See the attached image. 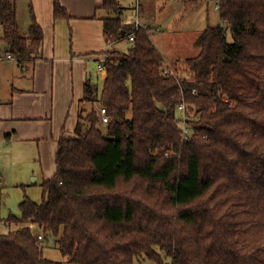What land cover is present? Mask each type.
Returning <instances> with one entry per match:
<instances>
[{
  "label": "trees",
  "instance_id": "obj_1",
  "mask_svg": "<svg viewBox=\"0 0 264 264\" xmlns=\"http://www.w3.org/2000/svg\"><path fill=\"white\" fill-rule=\"evenodd\" d=\"M217 2L223 26L197 37L186 79L163 75L150 28L111 17L121 6L103 0L105 43L134 40L104 53L100 92L85 80V106L73 137L58 140L42 201L25 197L4 220L15 229L0 233V264H59L29 224L73 264H161L155 247L171 264H264V0ZM53 15L69 18L57 1ZM0 23L14 61L40 58L42 30L32 18L19 34L15 0H0ZM94 102L107 124L94 107L84 116Z\"/></svg>",
  "mask_w": 264,
  "mask_h": 264
},
{
  "label": "crops",
  "instance_id": "obj_2",
  "mask_svg": "<svg viewBox=\"0 0 264 264\" xmlns=\"http://www.w3.org/2000/svg\"><path fill=\"white\" fill-rule=\"evenodd\" d=\"M55 1L65 9L68 19H54ZM172 1L177 2L176 5L171 3L169 8L176 11L172 14L173 19L205 7V1L206 11H209L208 0H198V4L190 10H186L185 5L190 0H164L162 6L155 4L157 0H145L146 14L139 19L142 26L152 28L153 23L157 25L164 20L159 16ZM215 1L214 9L218 10V2ZM19 2L21 18L17 9ZM102 4L103 0H15L18 30L21 19L28 34L34 18L43 34L40 58L20 64L5 58L10 48L2 38L0 23V188L9 179L13 181L10 176L13 166L19 167L16 175L22 189L25 177L35 176V180L42 178L43 182L55 175L58 140L62 136L73 137L78 114L85 106L82 103L84 83L87 78L92 80L88 70L93 63L98 67L105 58L104 53L113 48V45L109 47L105 43L103 37L102 19L108 15L98 9ZM159 29L156 26V31ZM150 39L157 48L151 35ZM174 44L169 43L166 55L157 48L169 69H172V63L188 59L174 54ZM101 77L104 79L105 74ZM73 103L74 122L70 129H66L64 116ZM32 148L36 150L40 163L39 172H29L26 167L25 159H28Z\"/></svg>",
  "mask_w": 264,
  "mask_h": 264
},
{
  "label": "rangeland",
  "instance_id": "obj_3",
  "mask_svg": "<svg viewBox=\"0 0 264 264\" xmlns=\"http://www.w3.org/2000/svg\"><path fill=\"white\" fill-rule=\"evenodd\" d=\"M119 5L121 6V14L115 13H108L111 17H119L124 23H131V21L135 19V8L137 0H117ZM140 5L142 6L139 9L138 18L140 19L143 14H146L147 6L145 4V0H138ZM209 2V11H206V1L201 9L192 11L189 15L186 16H179L176 19L172 18V14H175V10H171L170 4L176 5L177 2L172 1L167 4V9L164 13H162L159 17L165 18L164 20L160 21L156 24H152V28H150L149 34L153 37L154 42L156 43L157 48L161 51L162 54L166 55L168 53L167 49H169V43L173 42L176 43L173 45L174 54L178 57L183 58H193L197 55L198 49L194 47V42L197 37L201 34V32L207 27H216V26H223V23L219 19L218 10H215V0H208ZM20 3L17 6L19 12V18H21L22 8ZM161 3H164V0H157L155 4L158 6H162ZM158 15V13H155ZM153 15V14H152ZM20 28L19 34L21 36H27L26 30L23 28V23L21 19L19 20ZM156 26L159 27V31H156ZM228 40L231 41L230 33L227 34ZM130 46L127 40H122L121 42L113 45L114 50L124 52ZM171 71L174 72L179 78H186L187 79V69L186 64L183 62L172 63ZM175 68V69H174ZM88 75L92 78L94 83L98 87V91L100 92L102 88L103 78L101 77V73H99L97 64L93 63L88 70ZM189 79V77H188ZM89 103L86 105V110L84 116L91 111L94 107L97 111L99 109L98 103ZM68 111V112H67ZM65 113V127L66 129H70L71 125L74 122L75 116V103L69 105ZM127 117H130V112H127ZM102 130L105 131V126H101ZM27 161V168L29 172L35 170L39 172L40 170V163L37 159L36 150L33 148L30 149V154ZM24 161V162H25ZM9 169V166H8ZM13 173L10 175L13 177L12 180H8L5 182L3 187L0 188V233L7 234L9 231L15 229V226H9L4 223V220L11 214L15 216H19V207L21 201L25 197L29 198L30 200L34 201L35 203H40L42 201V189L40 184L42 183V178L39 180H35V176H30L29 178L24 179V189H22L18 182L17 177V170L19 167L13 166L12 168ZM34 177V178H33ZM30 228L32 229L33 234L35 237L38 235H43L42 232L39 230L36 224H29ZM42 253L43 257L49 261L59 263V264H73L69 262L68 258L63 256L60 249L58 248L55 239L51 236H48L42 243ZM155 250L158 251L162 258L161 264H171V258L166 257L159 248L155 247ZM133 264H156L154 261L147 259L145 256H139L134 259Z\"/></svg>",
  "mask_w": 264,
  "mask_h": 264
},
{
  "label": "built area",
  "instance_id": "obj_4",
  "mask_svg": "<svg viewBox=\"0 0 264 264\" xmlns=\"http://www.w3.org/2000/svg\"><path fill=\"white\" fill-rule=\"evenodd\" d=\"M139 9H140V3H139V1L137 0V3H136V8H135V14H136V17H135V19H134V21L132 22V24H133V26H134V28L136 29V30H138L139 28H142L143 26H142V24H141V22H140V20H139V18H138V14H139ZM134 40V35L133 34H130L129 36H128V41L129 42H132ZM5 58L7 59V60H12V61H14V57L10 54V53H6L5 54ZM104 60H105V58H104ZM104 60L101 62V63H99L98 64V71H99V73H101V74H105L106 73V67L104 66ZM163 75H165V76H169V75H173L174 74V72L173 71H171V69H169L167 66H165L164 65V67H163ZM177 110H178V112L180 113V115H181V118L184 120L185 119V112H186V106H185V104L184 103H181L179 106H178V108H177ZM98 113H99V115H100V117H101V124H107L108 122H109V118H108V116L106 115V111H105V109H103V108H101V109H99L98 110ZM187 132H188V130L184 127V130H183V133L184 134H187ZM42 241H43V237L41 236V235H38L37 236V242L39 243H42Z\"/></svg>",
  "mask_w": 264,
  "mask_h": 264
}]
</instances>
